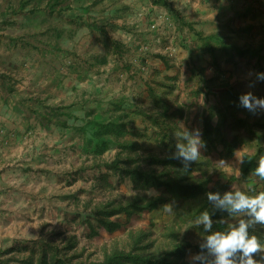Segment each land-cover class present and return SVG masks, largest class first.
Listing matches in <instances>:
<instances>
[{"label": "rangeland", "instance_id": "rangeland-1", "mask_svg": "<svg viewBox=\"0 0 264 264\" xmlns=\"http://www.w3.org/2000/svg\"><path fill=\"white\" fill-rule=\"evenodd\" d=\"M24 1L27 0H0V92L3 93H6V83L11 86L29 83L27 78L31 71L44 65L43 52L56 49L59 34L68 27L70 15L77 14L80 3L85 0H68L70 8H65L62 12L57 10L52 14L46 9V0L40 4L29 1L22 6ZM148 29L149 32L160 33L166 30L158 24L156 30H152L150 24ZM157 39L160 43L164 41L162 37ZM170 46H163L160 51L163 58L170 56L169 50L177 48ZM42 50L44 51L41 52ZM144 50L148 51L149 47L146 46V49H142ZM148 53L155 54L151 51ZM243 58L251 62L256 56L249 54ZM256 60L259 62L261 58ZM37 62L39 66L31 69L30 64L36 65ZM245 84L244 81L238 83L242 87ZM3 104L5 105L3 101L0 102V111L4 110ZM165 105L159 103L157 108ZM143 106L148 105L143 103ZM217 108L212 111L209 109L207 113L212 126L208 140H204L202 136L203 120L199 119L200 115L195 107L175 118L161 113L150 117L151 112L146 107L138 121L149 123L152 120L156 131L152 128L150 133L137 128L129 132L124 129L129 119H118L115 127L119 132L108 131L97 136L103 127L101 123H95L93 128L97 127L96 132L91 138H86L91 141V148L88 145L87 149L65 152L59 159V166H49L59 161L47 165L30 163L26 166L29 176L17 174L28 173L18 170L0 179V264H53L54 260L57 261L56 264L101 261L105 255L115 250L129 251L134 236L138 234L142 236L140 245H148L156 252L167 249L174 238L178 237V241L188 244L185 264H193L191 257L201 251L196 246L208 235L203 226L195 225V220L204 210L213 211L206 193L219 192L223 195L232 190V186L249 195L264 191V181L251 173L243 177L240 173L241 164L238 163V159H243L244 154L251 155L257 162L264 155V111L253 114L239 103L226 102H222ZM52 111L55 112V108ZM182 124L189 131L200 129L201 139L206 144L205 148L200 149L201 155L197 161L187 170L181 169L183 164L175 159L181 164L177 168L183 171L182 176L187 179V183L208 181L206 191L198 199H185L180 193L172 196L164 188L146 189L123 173V169H113L110 163L118 152L119 159L126 162L121 163L120 168H147L149 158H172L176 151L175 134L183 131ZM2 133L3 130L0 129V134ZM102 139L104 140L97 141ZM223 140L233 142L231 154H227ZM78 141L80 143L82 140ZM124 143L129 145L123 149L120 145ZM167 168L173 171V168ZM162 169L161 165L157 166L158 171ZM149 189H155L158 195H146ZM154 197H162L163 201L151 210H140L131 215L122 211L107 216L105 219L110 222L108 226L101 223L104 217L95 214L108 202L118 205L127 200H139L140 203H145ZM203 200L207 207L198 211L200 205L204 204ZM167 203L174 205V214L163 212L162 206ZM241 218L243 217L227 216L223 220V231ZM212 219L213 226L219 222L213 216ZM249 231L253 235L263 231L260 241L264 243V227L257 225ZM261 255L264 254L255 258L261 259Z\"/></svg>", "mask_w": 264, "mask_h": 264}, {"label": "crops", "instance_id": "crops-1", "mask_svg": "<svg viewBox=\"0 0 264 264\" xmlns=\"http://www.w3.org/2000/svg\"><path fill=\"white\" fill-rule=\"evenodd\" d=\"M81 3L56 49L41 51L44 65L30 64L39 67L29 83H6V93L0 92V179L18 170L29 176L30 163L54 164L65 152L91 148L86 138L96 132L95 123L129 119V132L156 131L152 120L138 121L146 107L150 117L173 118L195 107L203 120L222 102L239 103L241 94L264 98V81L255 75L264 72V0ZM150 22L166 30L149 32ZM167 45L177 48L163 58ZM146 46L155 54L142 51ZM249 54L261 61L244 60Z\"/></svg>", "mask_w": 264, "mask_h": 264}, {"label": "clouds", "instance_id": "clouds-1", "mask_svg": "<svg viewBox=\"0 0 264 264\" xmlns=\"http://www.w3.org/2000/svg\"><path fill=\"white\" fill-rule=\"evenodd\" d=\"M255 75L256 80L264 81V72ZM254 86L255 82L249 83L250 88ZM239 104L253 114L264 111V98H258L252 92L241 94ZM182 127L183 131L175 134L176 151L172 158L180 160L187 170L197 161L201 155L200 149L205 148L206 144L201 139L200 129L189 131L183 124ZM238 163L243 164L244 159H238ZM251 174L264 181V155L259 157L258 166ZM145 194L158 195L155 189H149ZM206 196L213 211L204 210L195 220V225L203 226L204 232L208 235L203 237L199 245L201 251L191 257L193 264H264V255H261V259L255 258L264 254V243L249 231L257 225L264 227V191L249 195L246 191L232 186V190L223 195L219 192H208ZM162 210L166 214H174V205L164 204ZM215 211L243 218L225 231H213L212 216Z\"/></svg>", "mask_w": 264, "mask_h": 264}, {"label": "trees", "instance_id": "trees-1", "mask_svg": "<svg viewBox=\"0 0 264 264\" xmlns=\"http://www.w3.org/2000/svg\"><path fill=\"white\" fill-rule=\"evenodd\" d=\"M29 1H33L37 4H40L44 0H27L24 1L21 5L25 6L28 4ZM68 0H46V9L48 13L52 14L53 12L60 10L63 11L65 8H70V5L67 4ZM58 8V9H57ZM245 51V50H244ZM248 51V50H247ZM234 96L235 94L231 92ZM237 97L239 95L236 94ZM234 96V97H236ZM118 122H106L101 124L103 130L97 133V136L101 135L102 133H107L108 131L111 132H119L116 130L115 127ZM123 124V122H122ZM109 125V126H107ZM124 126V124H123ZM212 133V126L210 123V116L203 117V129H202V136L204 140L210 139V135ZM224 141V140H223ZM233 142H225L224 145L226 147L227 154L232 153ZM129 144H121L120 147L123 149L126 148ZM120 153L116 154V158L110 163L113 169H120L123 173L129 176L134 182L141 183V186L144 188H164L167 193L172 196L179 195L185 199H198L199 195L204 194L206 191V184L208 181H199L195 183H187L186 178L183 177L181 170H179L181 164L175 161L174 158L169 159H159V158H149L147 160L148 166L147 168H141L137 166L135 168H120V164H125L126 162L119 159ZM244 163L240 165V173L243 177H247L252 171L258 166V162L255 160L254 157L248 154L243 155ZM163 167L162 170L158 171L157 166ZM167 167L173 168V171L169 170ZM183 166L181 165V169ZM161 201H163L162 197H154L147 200L145 203H140L139 200H127L124 203L116 204L114 202H108L105 204L102 210L95 212L97 216L104 217L101 220V223L105 226L110 225V222L107 221L105 218L107 216H112L118 214L122 211L126 212L128 215H131L134 212L140 210H151L155 208ZM201 208L198 211H201L203 208L205 209L207 205L205 204V200L202 201ZM210 212H212L210 210ZM229 216L226 212L215 211L213 218L218 219L219 222L213 226V229H218V231H223L225 228L223 224V220ZM261 232V233H260ZM256 233V236L261 239L262 232L260 231ZM178 238V237H176ZM174 238L170 246L165 250L160 251H152L148 245H140L142 236L140 234L134 236L132 248L129 251L123 250H115L107 255H105L104 259L101 261L96 262H89V263H80V264H185V252L187 248V243L183 241H178V239ZM200 245V244H199ZM199 245L196 246L197 250H200ZM53 264H56L57 261L54 260ZM58 264H63L59 263Z\"/></svg>", "mask_w": 264, "mask_h": 264}, {"label": "built area", "instance_id": "built-area-1", "mask_svg": "<svg viewBox=\"0 0 264 264\" xmlns=\"http://www.w3.org/2000/svg\"><path fill=\"white\" fill-rule=\"evenodd\" d=\"M150 28L152 29V30H156V28H157V23L156 22H151L150 23ZM174 51V49H172L171 51L169 50V54L171 53V52H173Z\"/></svg>", "mask_w": 264, "mask_h": 264}]
</instances>
